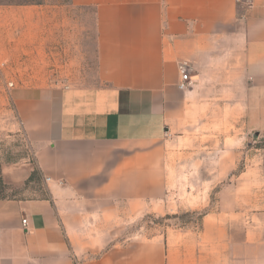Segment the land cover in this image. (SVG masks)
Returning <instances> with one entry per match:
<instances>
[{
	"label": "crops",
	"instance_id": "0c3cea01",
	"mask_svg": "<svg viewBox=\"0 0 264 264\" xmlns=\"http://www.w3.org/2000/svg\"><path fill=\"white\" fill-rule=\"evenodd\" d=\"M68 6L92 12L96 83L11 93L33 163L3 166V178L19 185L35 166L49 180L40 196L0 200V264H264V156L241 175L234 199L219 191L198 230L108 246L96 229L124 205L173 210L167 137L207 106L200 98L229 99L247 129L264 136V0ZM37 7L18 6L22 14ZM181 64L192 81L186 90L178 87Z\"/></svg>",
	"mask_w": 264,
	"mask_h": 264
},
{
	"label": "rangeland",
	"instance_id": "374dc122",
	"mask_svg": "<svg viewBox=\"0 0 264 264\" xmlns=\"http://www.w3.org/2000/svg\"><path fill=\"white\" fill-rule=\"evenodd\" d=\"M43 1L42 7L34 9L37 12L22 14L18 0H0L1 170L23 160L33 163L13 113L11 93L16 88L96 83L92 12L71 8L68 0ZM200 99L207 106L192 114L175 137H167L171 155L164 169L173 181L174 195L168 203L174 211L134 212L124 205L120 217H111L96 227L111 239L108 246L118 242L132 244L163 236L174 229L198 230L202 215L216 207L219 191L224 199L231 201L243 183L241 175L260 165L264 136L247 129L243 115L231 111L229 99L214 96ZM215 170L219 171L217 177H214ZM27 180L19 185L7 182L11 187L3 195L9 198L40 196L45 180L40 175ZM204 196L206 205L189 209L204 204ZM164 203L167 205V199Z\"/></svg>",
	"mask_w": 264,
	"mask_h": 264
},
{
	"label": "trees",
	"instance_id": "16d2710c",
	"mask_svg": "<svg viewBox=\"0 0 264 264\" xmlns=\"http://www.w3.org/2000/svg\"><path fill=\"white\" fill-rule=\"evenodd\" d=\"M43 0H18L17 5H43ZM37 175H40L39 172L37 171H33L30 175V177L28 178L27 182L32 181ZM11 186L8 185V183L4 180L3 175H2V170H1V166H0V200L2 199H7L9 197L4 196V192L10 188Z\"/></svg>",
	"mask_w": 264,
	"mask_h": 264
},
{
	"label": "built area",
	"instance_id": "2783aa9c",
	"mask_svg": "<svg viewBox=\"0 0 264 264\" xmlns=\"http://www.w3.org/2000/svg\"><path fill=\"white\" fill-rule=\"evenodd\" d=\"M248 3L251 2V0H247ZM179 70V83H178V87L181 90H186L188 89L191 85H192V81H191V77L189 76V70L187 68L186 65L181 64L178 67ZM49 179H45V181H48ZM22 224L26 225V220H22Z\"/></svg>",
	"mask_w": 264,
	"mask_h": 264
}]
</instances>
